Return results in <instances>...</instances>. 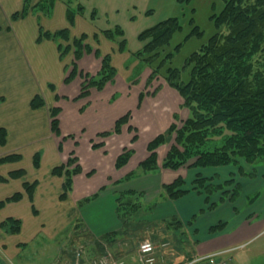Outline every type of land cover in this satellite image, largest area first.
Returning <instances> with one entry per match:
<instances>
[{"label":"crops","instance_id":"obj_1","mask_svg":"<svg viewBox=\"0 0 264 264\" xmlns=\"http://www.w3.org/2000/svg\"><path fill=\"white\" fill-rule=\"evenodd\" d=\"M23 6L24 0H0V96L5 97L0 102V128L7 130L5 144L0 143V157L11 153L22 156L19 160L1 163L0 174L8 177L13 170H26L23 176L0 181V200L23 192L20 200L7 202L0 209V221L9 216L22 220V229L18 233L7 232L0 225L2 261L6 264L4 258L8 257L12 262L15 257H20L24 252L23 245L33 242L39 235L54 238L71 225L72 229L79 227L88 241L101 248V253L108 248L105 236L115 234L109 237H120L122 243L114 248V254L117 257L124 254L127 264H142L135 258L133 239L130 238L131 245H123L130 243L123 241L124 237L128 239L129 232L117 214L119 193L142 192L141 201L147 204V201L161 199L163 185L180 175L186 180L185 186L190 188L198 173L213 176L220 172L215 167L165 168L162 163L167 148L162 145L157 149V168L128 176L149 156L148 142L170 123L172 112L180 104L178 90L170 85L155 90L139 86L134 78L140 63V58L134 54L138 48H129L127 43L126 49L120 50L118 42L106 37L102 31L114 24L106 27L89 14L79 13L70 29L71 37L87 33V42L94 50L99 48L102 54H112L117 73L102 90L92 88L88 96L73 99L80 93L83 79L79 73L71 82H65L72 68L73 51L61 56L57 41L37 40L40 26L56 31L70 25L67 4L58 3L48 16L34 10L25 17L12 20L11 15ZM94 50L77 60L80 72L97 74L101 68L102 57ZM121 67H129L130 71L125 74L127 70H121ZM37 94L43 97L45 104L33 108L31 101ZM52 107H61L57 133L51 124ZM129 111V122L122 126L121 132L107 137L98 134L112 130L116 120ZM130 126L133 129L130 130ZM135 134L137 139L132 142ZM93 141L104 145L95 147ZM126 146L132 147L134 152L125 165L117 168V157ZM36 152L41 155L39 167L34 164ZM71 152L79 158L83 169L74 176L73 189L68 196L61 199L64 176L53 174L52 170L66 162ZM34 180L38 185L30 197L24 184ZM227 194L230 196L229 191ZM91 196L89 201L81 203ZM207 196L203 191L190 190L177 199L162 198L153 208L152 213H161L163 219L177 216L182 229L179 231L181 238L175 245L169 243L156 248L159 264H179L225 249L229 251L220 258L227 260V264H253L248 256L250 253L244 248L264 232L263 195L248 204L249 207L243 199L234 201L227 196L220 200V194L209 203ZM212 202L216 203L210 207ZM166 207L171 212L165 211ZM219 223H223V227L212 230ZM165 229L161 234H152L153 238L171 232V227ZM87 260L88 263L84 258V262L90 264ZM73 261L72 257L70 262Z\"/></svg>","mask_w":264,"mask_h":264},{"label":"trees","instance_id":"obj_2","mask_svg":"<svg viewBox=\"0 0 264 264\" xmlns=\"http://www.w3.org/2000/svg\"><path fill=\"white\" fill-rule=\"evenodd\" d=\"M224 6L220 12L211 15L218 30L202 44L198 50H194L186 59L183 67L168 66L166 79L175 87L184 98V105L191 112L184 121L183 127L178 129L177 142L182 145H173L163 160L165 168L179 169L181 167H204L210 165L228 164L236 161L237 156H245L248 159L258 158L264 155V0H224ZM56 0H24L21 10L15 11L12 16L25 17L30 11H42L50 14ZM67 1V17L69 26L50 31L40 26L38 41L53 39L58 43L60 55H66L74 48V60L65 82H71L79 74V60L84 53H91L94 47L87 42L88 34L83 33L71 39V27L75 24L76 15L84 13L83 6L78 3L77 7L71 6ZM90 17L96 19L95 11L89 13ZM189 22L192 28L184 36V40L191 36H201L203 30L191 17ZM184 24L178 16H170L158 23L145 28L138 34L141 46L134 51L135 56L141 60L153 61L154 57L161 51L166 50L176 32L182 31ZM106 37L115 40L120 50H125L127 38L123 27L116 24L102 30ZM97 39V35H95ZM72 42L67 43V41ZM178 42L172 51H169L164 58L171 61L173 52L180 49L182 42ZM97 56L102 57V66L96 75L81 72L85 78L81 92L75 99L88 96L92 88L102 90L104 86L112 81L117 73V68L112 62V54H102L99 48L94 50ZM150 63V62H149ZM190 67L188 78L182 76L183 68ZM5 97L0 96V102ZM45 104L43 97L39 94L33 97L31 105L39 108ZM61 107H52V129L59 131L58 114ZM131 112H127L116 120L112 130L99 133L101 136H108L112 133L122 131V126L129 122ZM173 126V125H172ZM133 129L132 126L129 127ZM173 128H176L175 125ZM7 130L0 128V143L5 144ZM137 139V134L132 142ZM166 139V134H159L147 145L149 156L140 162L137 170L132 171L128 176L143 171L147 172L158 167L157 148ZM103 142L94 143L93 146H103ZM134 149L124 147L118 155L116 167L121 168L132 156ZM19 153H11L0 157V164L4 162L19 160ZM193 161L187 163L188 159ZM41 155L36 152L34 164L40 166ZM82 165L74 152H71L67 161L53 168V174L64 176L63 192L61 199H65L73 189L74 176L82 172ZM92 172V171H91ZM26 173L24 168L13 170L9 176L0 174V181H7L9 177L16 178ZM209 179L202 173H198L193 180L194 190L206 192L208 202H211L210 194L218 185L207 184ZM206 182V183H205ZM228 183V182H226ZM186 180L178 176L170 183L163 185L162 198L177 199L184 196L191 189L185 187ZM38 181H26L24 188L30 197H33ZM209 186H211L209 188ZM215 186V188H214ZM213 187V189H212ZM205 188V189H204ZM238 190V188H236ZM228 193V191H227ZM142 192L125 191L117 197V214L122 219L124 226L130 220V215H136L143 211L153 210L155 203L144 208L141 203ZM235 195V190L232 197ZM23 197V192L14 194L0 200V209L7 202L18 201ZM87 197L81 201H89ZM216 202H212L213 207ZM137 214V215H138ZM137 219V218H136ZM172 222H169L171 224ZM178 226L181 220L176 218L173 222ZM0 225L10 233H18L22 229V220L16 217H7L0 221ZM223 223L212 227L218 230ZM168 226V225H167ZM126 229V227H125ZM126 231H128L126 229ZM113 233L105 236L107 242L114 241ZM112 236V237H109ZM113 239V240H112ZM157 253V252H156ZM0 264H4L0 257Z\"/></svg>","mask_w":264,"mask_h":264},{"label":"rangeland","instance_id":"obj_3","mask_svg":"<svg viewBox=\"0 0 264 264\" xmlns=\"http://www.w3.org/2000/svg\"><path fill=\"white\" fill-rule=\"evenodd\" d=\"M33 1L36 2L38 0ZM67 1H71V6L74 8L78 6V3L81 4L83 6L84 13L89 14L95 11V15L97 17L96 19L98 20V22L104 24L106 27L109 24H119L125 31L128 47L132 49H136L141 46L138 34L145 28L153 26L160 20H163L170 16H178L180 18L181 22L184 24V28L182 31L175 33L172 38L171 44L168 47H165L166 50L161 51L159 55L157 54L154 57L153 61L140 59L139 65L136 66L134 73L135 82L137 81V84L139 86L153 88L154 90L159 86L170 85L165 76L167 72L166 69L169 65L177 66L180 68L183 67L187 57L194 50H198L202 46V44L205 43L208 38L218 30L214 20L211 18V15L215 12H220L225 2L224 0H56L53 9L58 6V3H66ZM113 9L115 10L112 11ZM45 15L48 16V14ZM11 17L14 21L20 19V17L14 18L12 15ZM191 17L194 18L195 23L200 25L201 29L204 32L201 36L194 35L183 41L186 33H188L192 28V24L189 22ZM73 38L74 37H71V39ZM181 41H183L182 45L179 50L173 52L171 61L166 60L164 62L165 55L169 51H172V48ZM70 42H72V40L67 41V43ZM70 51H73L74 54V48H72V50L70 49L69 52ZM117 63L120 64L121 62ZM124 69L127 70L124 71L125 74L130 71L129 67H121V70ZM183 69L184 70L182 72V76L184 79H187V73L190 67H184ZM81 72H84V70H81ZM81 72L79 71V73ZM89 74L92 76L96 75L92 73ZM84 81L85 78L83 77V79L81 80L80 88H82V84ZM75 97L73 99H75ZM179 101V107L177 108V110H174V113L172 112L170 123L167 124L165 129L159 132V134H166L165 141L161 145H159V147L162 145H166V153L169 152L173 145H179V147L183 149L182 145L178 144L177 142L178 129L183 127L184 121L189 117L191 112L189 108L184 105V98L181 94ZM174 125L176 128H173ZM136 131L138 132V130ZM94 143L95 142L93 141L92 144ZM187 161V163H190L193 161V159L190 158ZM208 167H215L218 169L217 172H220V174L217 175L216 173V175L213 176H207L203 174L209 179L207 181V184L218 185V189H214L213 191L210 190V192H212L210 194L211 200L213 198H217L219 194L220 200L224 199L228 196L227 191H229L230 196L228 197L231 200L237 201L238 199H243L244 204L246 203V205L249 207L248 204L252 203V201H254L255 199L259 198L261 195H263L262 197H264V155L253 159H248L245 156H237L236 161L233 163L204 166V168ZM192 168L198 169L203 167ZM191 185L192 186L190 187V189L194 190L193 181ZM210 187L211 186H209V188ZM236 188H238V190H236ZM234 190L235 195L232 197ZM245 192H247L248 194ZM143 201L144 200H142L141 203L144 208H148L155 202V206H157L158 202L162 201V198H158L149 202L147 201V204ZM240 208L241 207H239V209ZM168 209L169 208L166 207L165 211H167L168 213L171 212ZM143 211H140L139 214L137 213L138 215H130V220L125 226L129 232L128 239L126 237L123 238L125 239L123 241H127L128 243H130V238L133 239L134 244L136 245L135 258L137 257L140 263V245L144 241L153 242L156 248L160 246L165 247V245H169V243L175 245L177 239L181 238L179 236V231H182V229H180V225L176 226V224L173 223L175 222L176 218L178 219L177 216H170L163 219L160 217L161 213H152L153 210H148L144 213ZM252 218L253 217L249 219ZM169 222L172 223L169 224ZM167 225L171 227V232L168 231L167 235L160 237L154 236L155 238H153L152 234H161L162 232H164V230H167L165 229ZM82 233L83 231H79V227L76 228L75 226L72 229L71 225H68L63 230H61L60 234H58L54 238L48 237L44 234L39 235L34 239L33 242L23 245L25 246L24 252L20 255V257H15L14 261L12 262L8 259V257L4 258V260H6L5 263L86 264L88 263L87 259H89L90 264H94L95 261H97L96 264H101L100 261L103 259V257H108L109 259L105 264H112V262L116 260H128L124 254L120 255L119 257L114 254V248L118 247L122 243L120 237L114 239L111 244L108 243L107 246L108 248L111 246V249L109 248L108 250V248L106 247V252L104 251L105 253H101V248L96 243L88 241L85 236L82 235ZM123 245L127 247L128 245H131V243L127 245L125 243ZM183 245H185V242ZM244 249H246V251L252 255L251 256L247 253L249 258L253 260V264H264V232L261 233L257 238L252 240ZM178 253L176 254L178 255ZM177 255H174V258H176ZM72 257L74 261L71 263L70 260ZM84 258L86 260V263L84 262Z\"/></svg>","mask_w":264,"mask_h":264},{"label":"built area","instance_id":"obj_4","mask_svg":"<svg viewBox=\"0 0 264 264\" xmlns=\"http://www.w3.org/2000/svg\"><path fill=\"white\" fill-rule=\"evenodd\" d=\"M229 251V249L220 250L215 253H210L208 255L194 257L186 260L180 264H227V260L220 258V256ZM139 258L142 264H159L158 257L156 255V246L151 241H144L140 245ZM108 257L100 261L101 264H105L108 261ZM97 261L94 262L96 264ZM112 264H127L123 259L113 261Z\"/></svg>","mask_w":264,"mask_h":264}]
</instances>
